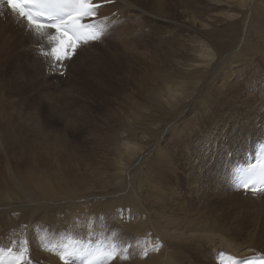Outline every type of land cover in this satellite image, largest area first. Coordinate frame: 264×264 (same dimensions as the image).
Returning <instances> with one entry per match:
<instances>
[{
    "label": "rangeland",
    "instance_id": "1",
    "mask_svg": "<svg viewBox=\"0 0 264 264\" xmlns=\"http://www.w3.org/2000/svg\"><path fill=\"white\" fill-rule=\"evenodd\" d=\"M171 1L173 3V8L169 10V15L158 17L156 15L151 16L148 12H145L144 15L136 19V21H134L135 18L132 16V13L136 15L138 13L133 10L128 12V17H126L127 14L120 13V8L111 7L110 9H105L107 11H104L101 15H108L109 18L115 17L116 20L121 19V22L116 25L106 22L108 31L106 27L104 30L103 26L100 31L101 33L104 30L103 36H100L91 44H89V42V45L87 44L84 46L85 49L83 48L84 51L80 54L73 72L76 74L80 73V80H78V78L76 79L74 75L67 73L68 68L70 70L69 64L66 70V76H53L54 74L46 73V70L55 73L57 64L56 62L51 65L46 63L51 61V58L47 55V51H45V54H42L38 48L40 61L39 57L32 49L34 42L29 41L30 43L28 42L26 44V49L27 47L31 49L29 51L23 52L22 49H19L22 51V53L20 52L22 54V59L31 61L32 63L34 62V65H32L31 62L27 63L31 68L27 66L28 68L26 69L24 67L22 68L23 71L17 70L18 67L15 66L14 60L8 62L6 65L5 77H10L13 74L14 77L13 81L5 79L6 81L4 82L3 89L0 90V123L3 125L5 123L4 117H6V119H12L14 111L18 113L20 110L21 119H29L28 121H30V123L28 125L31 124V121L34 123L30 127L34 130L35 136L38 137L36 147H38L37 149L40 151V154L45 159L48 157L50 161H44V165H36L34 171L21 167L16 168L18 162L15 160L26 159L28 156V148H31L26 144L19 143L11 159L7 158V156L0 157V178H7L11 184L16 185L20 191L25 192L28 198L37 202L41 201L37 200L36 194L29 190L30 188L27 189L26 187H22V185H18V183L22 184L21 180H27L26 170L32 172L30 178L32 179V177H34V181H36L37 184L44 183L46 179L59 181L61 184H70L72 177H74V181L77 178L83 179L85 177L96 180V182L103 181V183L106 184L102 190L98 185L92 183L93 186H95L93 187V191L89 193L90 195L78 199L77 201L71 199L48 200L47 203L52 206H41L42 208L39 212L41 215H35V213L32 215L34 219L38 220L41 224L40 227L35 228L33 218L30 216L27 221H21L20 226L9 228V237L19 238L22 242L23 237L27 236L30 244H38V229L42 236L40 237L42 242L52 240L60 243L64 240H70L74 244L83 242L88 245L111 242L117 247L119 253L110 264H215L213 257L216 253L213 255L208 254L207 251L209 248L206 246L211 234H200V237L196 240L194 239L193 242H185L184 239L188 236V232H173L171 228H176V226L170 227L169 225L163 226L161 225L162 223H155L157 224L156 227L152 221L149 223L147 220L145 233L133 238L128 228L124 229L119 227L120 225H118L114 212L107 206V203L103 202L108 197L111 199L112 197L121 196L125 191L124 188L129 185L128 182L125 185V177L123 178L119 175L120 173H117L118 170L115 168L116 165L113 167V163L111 164V160L115 156L112 151L111 135H117L118 139L121 136L123 144L128 145L127 141L123 139L125 135L124 132H126L124 128L129 127V123H131L130 119L135 118L137 104L142 102L145 103V100L141 94H139L136 87L137 82H135L130 75L123 78L126 89L120 96L106 93L107 98L102 101H97L95 95H93L95 99L90 97V95L93 94L91 88L92 85L96 83L97 75L102 74L100 73V70H102L101 68L104 67L102 63L104 60L102 59H104L105 53L111 50L110 48H112L114 42H117L118 45L120 44L118 41L120 39L118 33L121 32V25L127 22L145 25L142 27V30L147 28L149 35L151 34V30H153L154 36L156 37V39H154L156 43V56L159 58L163 57L165 53H172V49L174 48V55L177 57L182 56V52H179V47H183L182 44H186V46L190 48V51L193 52V49H191L192 45L189 44L190 41L188 39L193 35L198 36V33H200V38L204 40L205 45L208 46V54L204 56V69L206 70V75L202 78V84L200 83L199 96L190 97L189 99L191 102L188 99L190 102L188 104H185V99H180L179 107L181 108L184 106L182 110L184 114L177 117L175 120L171 116L168 122L157 124V132L162 131V134L155 135L153 138H149V134H145L143 137H140L138 145H145L146 148H150V150L143 153L142 156L151 154L155 148L158 147L161 150L163 148V150H170L181 154L188 151L191 152V149L193 153L191 156L192 159L184 154V156L189 158V162L185 161L186 163H184L186 172H182L181 170L178 171L184 177L191 176L195 179L198 177L200 180L191 184L193 186L190 188L191 193H186L181 186H178L176 191L181 195L180 200L185 199V193L189 196H201L199 201L201 207L199 206V209L201 211H208V209L215 210L214 213L219 219L217 220L218 223L215 221L213 226V223L211 224L214 230L210 231L214 233L216 238L220 237L217 243H220L222 239L231 243H240L242 241H247V239L251 237L252 233L248 232L251 227H254V224H250L249 216L254 212L249 209L247 204L242 202V199L253 198L248 196L245 198L241 192H236L238 191L237 188L236 191L233 190V185L231 184L233 167L230 171L227 169L225 172L221 173L225 178V184L223 185L224 189L222 191L230 193L229 196H227L226 193L219 195L221 200L218 201L217 204L214 203V205L211 206H206L203 201L204 198L209 199L210 193L213 191L206 181L205 176L207 172L214 167L217 159L216 154L220 153L219 155L222 156L233 154L234 150L246 147L255 139L261 138L260 132L264 129V127L260 128L264 123L262 121L264 117L263 113H258V115L256 113L252 118L245 120L242 119L243 115L237 114L240 112L239 105H241V103L243 104L246 100L257 105L259 108L258 110H263L264 77L260 79L259 76L260 74H264V67L259 66L262 63L259 65L255 64L258 59L256 56L254 57L253 54H250L249 57L246 55V64H251V67H246L241 63L239 66L234 59L236 58L234 54L239 49L237 47L238 41L233 38L230 40V43H227L225 37L226 34L234 31V28L240 23V25H245L243 24V19L247 16L243 15L242 17L236 14L235 6H230V4H233L232 0H227L229 3L222 1V5L217 6L216 9L213 10L217 12V16L212 19H210V15H212L213 12L208 11L207 6L203 5L206 17L205 22L208 24V29L204 31V36H202L203 31L200 30V32H197V27H195L196 25H194L192 19L188 17V14L189 11H193L191 4L198 8L204 3V0H188L191 4L183 2V0ZM235 3L238 8H242L243 4H247V7L251 4L250 2H244V0H235ZM108 5L117 6L118 4L109 3ZM145 6L147 7V5ZM134 10L137 9L134 8ZM250 11L251 10L245 11V14L250 13ZM223 13H227L229 18L225 14L223 15ZM104 16L102 17L107 21ZM149 21H152V23ZM147 23H149V25H146ZM242 30L244 36L247 33V29L244 28ZM144 39H146V35ZM160 42L162 44H160ZM157 43L161 45V48ZM115 46L116 45H114V47ZM223 46L226 48L224 51ZM130 47L132 51H134V54H139V51L144 49V52L146 51V54H149V56L153 58L148 50L150 47H138L136 50L135 42H132ZM210 47H212L216 53H213ZM118 48L122 51L121 47L118 46ZM106 50L107 52H105ZM33 56L36 59H34ZM166 56L168 55H165V57ZM218 56L219 60H224L225 57L233 58V65L229 66L231 63L226 60V62H223L225 63L226 69L223 68L222 72H217L218 68L223 64L219 63V60L217 61ZM37 59L39 60L37 61ZM97 60L100 62H97ZM36 61L38 64H35ZM215 62H218V66L214 71L216 66V64H214ZM98 63L100 65H98ZM150 63L152 65V60ZM45 65L47 67H45ZM140 69L143 70V67H140ZM238 69H241L240 73L235 72ZM213 71L216 74H214L215 76H212ZM17 72L19 74H17ZM134 74L135 71L131 75ZM147 74L149 73L140 72L137 79H141V76ZM213 77L214 79H212ZM209 79L212 80L208 81ZM76 80H78L80 84L77 83ZM207 81L214 87L211 88L210 86V89L207 88ZM87 87L90 88L87 89ZM150 89L151 95L149 92H146L145 95L152 97L153 84L150 85ZM216 89L218 92L220 89L222 90L219 95H217L218 92L215 91ZM204 90L214 93L219 99L217 101L218 105H214L212 99L209 106V108H211V110H209L210 114L206 113L204 115L205 120L203 121L201 116H203L202 114L204 112L202 108L204 103H201L202 105L200 104L201 107L199 108L196 105L201 97V92ZM186 92L192 94V87L190 86L189 90ZM208 95L213 98V95L210 93ZM106 100L109 101V104H103ZM255 116H258L257 119L260 122L254 118ZM200 118H202L203 123L198 129L197 121ZM246 122L248 124H246ZM22 123L25 124V122ZM172 126L176 131H180L179 139L181 144L179 147H176L173 143L174 138L170 134ZM189 128L196 129L194 136H187ZM2 131H4V129L0 128L1 140ZM36 131H38V133H36ZM231 131L233 132L231 133ZM226 134L229 136H227L228 138H225ZM243 135H247V137L245 139H240ZM241 141H243L242 144L240 143ZM20 146L26 149H18ZM200 159L205 161L201 168L196 172H189L192 170V163L196 161L198 163ZM139 163L140 161L138 164ZM28 164L29 163H26V165ZM31 165L32 164H30V166ZM228 175H230V182H227ZM9 181L8 185H11ZM74 181H72V184ZM103 183L100 182L99 185L102 186L104 185ZM230 186L232 189L229 188ZM227 187L229 189H227ZM86 191H83V193ZM12 192L17 197L21 198V196L17 195L16 191ZM64 201L68 203L66 206L72 203H78L80 205L75 215L68 220L64 217L65 210H62L65 206H61L65 203ZM225 202L227 203L223 205ZM238 202H242V204L238 205L246 210L237 206L236 203ZM254 202H256V200H254ZM172 203L175 204L176 202L172 201ZM196 206H198V204H196ZM34 207L35 205H30V209ZM8 208L9 206L2 209V212H4L3 216L5 214H14L16 217H19V213L22 215L21 213L26 210L23 209L17 212L15 210H8ZM254 208L256 209V207ZM48 211L54 212H51L47 218L43 213ZM185 214L188 215L189 211H186ZM181 216L179 215V217ZM243 220L248 224L244 229V224H239V222H243ZM45 221L48 222L45 223ZM43 223L46 225H43ZM16 229H18L21 234H19ZM200 238H202V240L198 241ZM171 240L174 241L172 242ZM175 240L178 242L176 243ZM166 242L170 243L167 245ZM67 243L68 242H66V244ZM262 245H264V242L261 241L255 246L258 247V250L264 252V246ZM60 250L61 249L58 251ZM112 250L115 251V249ZM50 255L52 254L47 251L46 254L40 258L49 259ZM54 255L55 253H53L52 257L57 258Z\"/></svg>",
    "mask_w": 264,
    "mask_h": 264
},
{
    "label": "bare ground",
    "instance_id": "2",
    "mask_svg": "<svg viewBox=\"0 0 264 264\" xmlns=\"http://www.w3.org/2000/svg\"><path fill=\"white\" fill-rule=\"evenodd\" d=\"M93 1L94 2L112 1V4L113 3L118 4L117 6L104 5L100 7L98 9L100 16L104 11H107L105 9H110L111 7H117L120 8L121 14H127L126 17H128V12H131L132 10L137 12L138 13L137 15L135 13H132L133 14L132 16L135 18L134 21H136V19H138L139 17L143 16L145 12H148L151 16L156 15L158 17H164L169 15L170 12L169 10L173 8V3L171 0H141V1L140 0H93ZM222 1L227 2V0H204V3L201 6L203 5L207 6L208 11L213 12L212 15H210L211 17L210 19L217 16L216 15L217 12H214L213 10H215L217 6L222 5ZM232 1L233 4H230V6L231 7L235 6L236 14L242 17L243 15L247 16L245 19H243V24L245 25H240L241 24L240 23L238 26L234 28V31L225 35L227 43H230V40L233 38L238 41L237 47L239 49L234 54L236 55L235 56L236 58H234L236 60L235 62L238 65L241 63L246 67H251V64H246L247 63L246 55L247 57H249L250 54H253V56L254 57L256 56V58L258 59L257 62H255V64L259 65L260 63H262L259 66L264 67V47H263L264 0H244V2H250L251 4L248 7L247 4H243L242 8L236 7L235 0ZM183 2H188L191 4V2L188 0H183ZM145 5H147V7ZM191 5L193 11H189L188 17H190L194 25H196L195 27H197V32H200V30L203 31L202 36H204V31L208 29L207 27L208 24L205 22L206 17L204 14V6L203 7L200 6L197 8L193 6V4ZM131 7H134L137 10H134V8ZM248 10H251L250 13L245 14V11ZM224 14L225 13H223V15ZM225 15L229 18L227 13ZM104 17L106 18L107 20L106 22L108 24L111 23L116 25L117 23L121 22V19L116 20L115 17L109 18L108 15ZM146 19H150V18H146ZM149 22L152 23V21ZM146 25H149V23H147ZM103 26H104L103 21L97 24L96 29L98 30V32L101 31ZM143 26L145 25H140L139 23L131 24L128 22L121 25L122 33L120 32L121 35L120 33H118V36L120 38L118 41L120 42V44L118 45L117 42H114L112 48H110L111 50L109 52H107V50L105 51L107 53H105L104 59H102L104 60V62H102L104 64V67L101 68L102 70H100V73L102 74L97 75L96 83L93 84L91 88L93 90V94H91L90 97H92L93 99L96 98L97 101H102L105 98H107L106 93L120 96L126 89V87L124 86L123 78L125 76L130 75L131 78L135 82H137L136 87L138 89V92L145 100V103L142 102L137 104L135 118L130 119L131 123H129V127L124 128L126 132L123 131L125 133L123 139L127 141L128 145L123 144V140L121 136L118 139L117 135L114 134L111 135V144L113 148L112 151L115 154V156L111 160V164L113 163V167H115L114 165H116L115 168H117L118 170L117 173H120L119 175H121L123 178L125 177L124 180L125 185L127 184V182L129 185H127V187L124 188L125 193L123 192L124 194L122 193L121 196L112 197L111 199L110 197H108L103 202L107 203V206L110 207V209H112V211L114 212L116 220L118 221V225H120L119 227L124 229L128 228L133 238H136L140 234L145 233L146 221L148 220L149 223L150 221H152L154 224L162 223L161 225L163 226L165 225L166 226L169 225L170 227L176 226V228H171L173 232H177V233L188 232L189 233L188 236H186V238L184 239L185 242L186 241L193 242L194 239L196 240L198 237H200V234H205V233L211 234L208 242L206 243V246L209 248L207 253L210 255H213L220 250L230 251L231 253L239 255L240 257L247 254H254L257 253L258 251L264 253L263 251L258 250V247L255 246L256 244H259L261 241L264 242V193L261 192L256 195L248 196L256 200V202H254L253 199H244V198L242 199V202L247 204L249 209L254 212L249 216L250 224H254V227H251L248 232V233H252L251 237L247 239V241H242L240 243H231L224 239H222L220 243H217L220 237L216 238L214 233L210 231V230H214V227L212 226L214 225L215 221L217 222V220L219 219V217L214 213L215 210L208 209V211H201L199 209V206L201 207V205H199L201 196L186 195V193H191L190 188L193 187L191 184L198 182L200 178L197 177L195 179L194 177L191 176L184 177L178 171L181 170L182 172H186L185 171L186 166L184 163L189 162L188 157H191L193 155L192 150L190 149L191 152L188 151L184 153L185 155L188 156L186 157L184 156V154L178 152L175 153L170 150H163L162 147L161 150L158 147L155 148V150L151 154L142 156V154L150 150V148H146L145 145L144 146L138 145L140 142V137H143L145 134H149V138H153L155 135H159L162 131L157 132V128H156L157 124L168 122L171 119V116L175 120L177 117L184 114L182 113L184 106H182L181 108L179 107L180 99L182 98L185 99L186 100L185 104H188L191 102V100L189 99L190 97L193 98L195 96H199L200 83L202 81V78L206 75V70L204 69V56L208 54V46L205 45L204 40L200 38L201 37L200 33H198V36L193 35L188 39L190 41L189 44L192 45L191 49H193V52L190 51V48L187 47L186 44H182L183 47H179V52H182V56L177 57L176 55H174L175 52V48H174L172 49L173 50L172 53L170 54L165 53V55H168L170 57L168 56L165 57L164 55L163 57L159 58L156 56V49H155L156 43L154 41L156 37L154 36L153 30H151V34L149 35V31L147 28H144L145 31L142 30ZM107 27L108 25L106 24V30L108 29ZM244 28L247 29V33L243 36L242 29ZM26 31H31V30L27 29L25 24L19 19H17L14 16V14L9 10H7L4 7L3 3L0 2V90L3 89L4 82L6 81L5 79L13 81L14 74L10 77H5L6 65L8 64L9 61L14 60L15 66L18 67L17 70L23 71L22 69L23 67L25 69L29 67L27 63L28 62L30 63L31 61L26 60L27 61L26 62L24 59H22L21 58L22 51L19 49H22L23 52L29 51L31 49H29L28 47L26 49V44L29 41L34 43L36 41ZM145 35H146V39H144ZM91 41L92 40H90L89 42ZM132 42H135L136 50L138 47H150L148 50L151 56H153V58L150 57L149 54H146L147 52L146 51L144 52V49L142 51L139 49L140 53L134 54V51H132L130 47V44H132ZM157 44L161 48L160 44L162 43L160 42V44L159 43ZM114 45L116 46L114 47ZM84 46L68 62L70 70L68 68L67 73L74 75L76 79L78 78V80L81 79L80 73L76 74L73 72L74 69L76 68V62L80 54L85 49ZM118 46L121 47L122 51H120ZM32 48L34 47L32 46ZM210 48L213 53H216L212 47ZM225 49L226 48L223 46V51ZM39 50L40 52H42V54L43 53L45 54V51H47V55L51 58V61H48L46 63H49L51 65L54 62H56V64H58V62L51 55V50L47 45L44 47V49L39 48ZM39 59H37V61ZM234 59L233 58L231 59L230 57H225L224 60H219V56L217 57V61L219 60L218 61L219 63H223L224 61L226 62V60H228V62L231 63L229 66L233 65ZM151 60H152V65L150 63ZM37 61L35 62V64L37 63ZM98 61L99 60H97V62ZM218 62L214 63L216 64L214 71L218 66ZM33 63L32 65H34ZM98 65L100 64L98 63ZM45 67L47 66L45 65ZM140 67H143V70L140 69ZM223 68L226 69L225 63H223L218 68L217 72L220 71L222 72ZM134 71L135 74L131 75L133 74ZM214 71L212 76L215 74ZM140 72H148L149 74L141 76V79H137V77L140 75ZM235 72L240 73L241 69H238ZM17 74L19 73L17 72ZM262 77H264V74H260L259 78L262 79ZM212 79H214V77ZM212 79H209L208 81ZM78 80H76L77 83H79ZM208 81H207L208 83L207 88L210 89L211 85L209 84ZM152 84H153L152 97L146 96L145 95L146 92H149V94L151 95L150 85ZM190 86L192 87V94L186 92L189 90ZM213 87L214 86L212 85L211 88ZM88 88L90 87H87V89ZM205 90L201 92V97L196 105L199 108L204 103L202 105L203 106L202 108L204 110L202 114L203 116H201L200 113V116L203 118V121L205 120L204 115L206 113L210 114L209 110H211V108H209V106L211 104L212 99L214 105H218L217 101L219 99V97L214 95V93L208 91L211 95H213V98H211L210 95H208L209 93L206 92ZM215 91L218 92L217 89ZM221 91L222 90L220 89L218 94L217 93L216 94L219 95ZM93 95H95L96 97L94 98ZM188 99L190 100V102ZM103 104H109V101L106 100ZM198 104L201 105L199 106ZM239 107H240L239 109L240 112L237 114L243 115V118L241 117L243 120L252 118L253 115H255L256 113L257 115L258 113L264 114V106H263V110H258L259 108L257 107V105L251 103L249 100H246L243 104L241 103ZM257 117L258 116H255L254 118L257 119ZM202 118H200L197 121L198 129L199 126L203 123ZM4 119H5V123L3 125L2 123H0V128L4 129V131H2V140L0 139V157L7 156V158L11 159L12 155L14 154V151L16 150L15 148L19 146V143H22L28 145L31 148H28V156L26 159L15 160L16 162H18L16 168L21 167L24 169H30L31 171H34V167H36V165H44V161H50L48 157H46L45 159L40 154V151H38L37 149L38 147H36L37 145L36 142L38 140V137L35 136L34 130L30 127L34 123H32L31 121V124L28 125L30 123V121H28L29 119L28 120L21 119L20 110L18 113L14 111V115H12V119H6V117H4ZM262 121L264 122V117L262 118ZM22 122H25V124ZM258 122L260 121L258 120ZM246 124L248 123L246 122ZM262 127H264V123L260 128ZM195 130L196 129L194 128H189L187 136L190 135L194 136L196 132ZM170 132H171L170 134L174 138L173 139L174 145L176 147H179L181 144V141L179 139L180 131L179 130L176 131L175 129H173L172 126ZM232 132L233 131H231V133ZM36 133H38V131H36ZM260 134L262 136L261 138H264V129L260 132ZM227 136L228 135L226 134L225 138L229 137ZM246 137L247 135H243L240 139H245ZM257 140H259V138L255 139L250 145L246 147H242L234 150V153L231 155L226 154L222 156L219 155L220 153L216 154L217 159L215 161V165L212 168V170L207 172V175L205 176L206 181L208 182L210 188L213 190L212 193H210V198L209 199L204 198L203 200L206 206L214 205V203L217 204L218 201L221 200V197H219V195L226 193L222 191L224 189L223 185L225 184V178L221 173L225 172V170L227 169L230 171L231 168L234 166V164L237 165L239 163L238 166L244 165L242 163H244V161L246 160V151L252 149L253 144ZM240 143L242 144L243 141H241ZM18 149L24 150L26 148L20 146ZM190 159H192V157ZM139 161L140 163L138 164ZM204 162L205 161L203 159H200L198 163L197 161L194 163L191 162L192 170L189 172L192 173L198 171ZM26 163L29 164L26 165ZM30 164L32 165L30 166ZM30 175H32V172L26 170L27 180L26 181L21 180L22 184L18 183V185L19 186L22 185V187H26L27 189L30 188L29 190L35 193L37 200H40L41 202H37L31 198H28L25 192L20 191V189H18L16 185L11 184V182L7 180V178L4 177L0 178V218L4 214V212H2V209L5 207L9 206L8 210H15L17 212L19 210L26 209L24 212L21 213L22 215H20V213L19 215L17 214L19 217H16L11 212L12 215L5 214L0 219V245L7 248L13 245L17 250H19L23 248L21 245L25 243L26 240L27 248L29 249V254L31 258L37 261L38 264L41 263L42 259L46 262H55L59 264H73L69 260L61 259L62 253L61 250L60 251L58 250L62 249V246L61 248H58L57 244H59V242L52 241L50 244L54 243L53 245L50 246L44 245L45 243L42 242V239H40V237L42 236L38 229H37L38 231L37 234L39 235L37 238L38 244L35 243L30 244L27 236L23 237L22 242L19 240V238L9 237L8 230L11 227L20 226V222L27 221L30 216L33 218V224L35 228L40 227L41 224L38 222V220L34 219V216L32 215L33 213H35V215L40 214L39 212L40 209L42 208L41 206H47V207L52 206L49 203H47L48 200L71 199L77 201L78 199L90 195L89 193L93 191V187L95 186V185L93 186V184L98 185L99 188H102V190L106 184H104L103 181L96 182V180H91L85 177L83 179L77 178L75 181H74V177H72V181H74L73 184L72 181H70V184H61L59 181H52L50 179H46V181L42 184H37L36 181H34V177H32L31 179ZM8 181L11 185H8ZM100 182H102L104 185L102 186L99 185ZM227 182H230V175H228L227 177ZM178 186H181L186 192L184 196L185 199L183 200H180L181 195L176 191V188ZM229 188H231V186ZM229 188L227 187V189ZM237 190H238L237 192H241L246 195L250 194L239 187H237ZM12 191H16L17 195L21 196V198L17 197ZM83 191L86 192L83 193ZM81 193L83 194L80 195ZM229 194L230 193H226L227 196H229ZM244 197L247 198V196ZM172 201L176 203L174 204L172 203ZM242 202H238L236 203V205L239 206L238 204H242ZM226 203L227 202L223 203V205ZM196 204H198V206H196ZM30 205H35V207L33 209H30ZM66 205H68L67 202L63 203L61 206H65L63 207L62 210H65L64 217L67 218L68 220L75 215L76 210L80 208V205L78 203H72L69 206ZM239 207H241V209H244L242 206ZM254 207H256V209ZM186 211H189L188 215L185 214ZM51 212L54 211H48L43 214L48 218ZM179 215L182 216L179 217ZM47 222L48 221H45V223ZM45 223H43V225H46ZM239 224L240 225L244 224L243 229L246 226H248V224L244 220L243 222H239ZM155 225L157 227V224ZM16 231L19 234H21V232L18 229H16ZM201 240L202 238L198 239V241ZM66 242H68L69 244H73V242H71L70 240H64L63 242H60V245L66 244ZM81 243L82 242H80V244ZM166 243L168 245L170 242L169 243L166 242ZM80 244L76 243V245H80ZM91 245H97V244L93 243ZM91 245L85 244V246H91ZM45 249L49 251L50 254L52 255L53 253H55L54 256L57 258L52 257V255H50L49 259L40 258L46 254L47 251ZM108 251H113V250H108ZM116 255L117 252H115V257ZM215 264L218 263L215 261Z\"/></svg>",
    "mask_w": 264,
    "mask_h": 264
},
{
    "label": "snow or ice",
    "instance_id": "3",
    "mask_svg": "<svg viewBox=\"0 0 264 264\" xmlns=\"http://www.w3.org/2000/svg\"><path fill=\"white\" fill-rule=\"evenodd\" d=\"M35 0H7L9 10L18 14L21 18H26L27 21L37 28L45 27L39 23L31 11V5ZM54 8L63 9L65 7L70 8L72 11L66 14V18L54 17L57 22L52 23L50 27L56 29L57 35L53 37L56 42L52 48L51 55L57 61L62 60L72 54V50L77 47V42L80 39L97 40L101 33L92 29L90 25L80 24V18L85 15H90L98 5H93L89 0H71L70 3L65 4H52ZM84 30V31H82ZM69 32L73 33L72 36ZM23 252H20L12 260V264H21L23 260ZM111 256V253L108 254ZM61 259H65L62 255ZM259 264H264V260H261Z\"/></svg>",
    "mask_w": 264,
    "mask_h": 264
}]
</instances>
